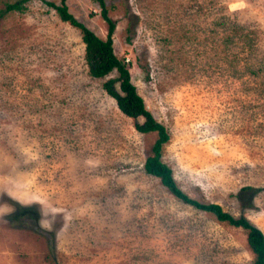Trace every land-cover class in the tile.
<instances>
[{"label": "rangeland", "instance_id": "obj_1", "mask_svg": "<svg viewBox=\"0 0 264 264\" xmlns=\"http://www.w3.org/2000/svg\"><path fill=\"white\" fill-rule=\"evenodd\" d=\"M47 1L0 13V264H253L247 230L147 173L158 133L89 75ZM66 2L107 38L97 1ZM105 3L177 184L264 232V0Z\"/></svg>", "mask_w": 264, "mask_h": 264}, {"label": "trees", "instance_id": "obj_2", "mask_svg": "<svg viewBox=\"0 0 264 264\" xmlns=\"http://www.w3.org/2000/svg\"><path fill=\"white\" fill-rule=\"evenodd\" d=\"M25 1L17 0L7 3L6 8L0 13L13 10L23 11L26 8ZM95 1L99 3L102 9L101 13L109 23L106 39L101 38L85 24L78 21L70 12L66 0H61L59 4L47 1V4L56 9L63 21L69 22L80 29L82 40L85 43V59L89 75L105 80L103 88L116 100L118 107L124 114L136 120L135 126L139 131L144 133L156 131L158 133L153 146V155L147 158L145 170L147 173L159 177L162 183L178 199L214 214L219 221H226L247 230L248 243L255 253L253 264H264V232L245 216L236 217L225 211L218 203H204L188 196L177 184L172 168L162 161L161 149L169 141L170 135L165 126L153 116L144 98L138 93L137 87L131 78L130 62L125 60V56L120 57L114 51L112 34L115 23L107 15L105 0ZM113 73L116 75H111Z\"/></svg>", "mask_w": 264, "mask_h": 264}]
</instances>
